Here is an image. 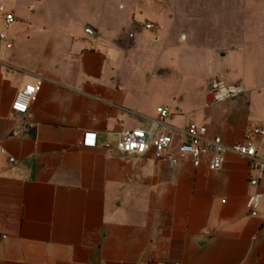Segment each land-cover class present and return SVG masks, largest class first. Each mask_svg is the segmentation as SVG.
I'll return each instance as SVG.
<instances>
[{
	"label": "crops",
	"instance_id": "obj_1",
	"mask_svg": "<svg viewBox=\"0 0 264 264\" xmlns=\"http://www.w3.org/2000/svg\"><path fill=\"white\" fill-rule=\"evenodd\" d=\"M1 35L0 264H264L254 162L228 151L214 172L210 157L116 150L160 108L173 152L190 124L226 147L264 129V0H0ZM213 77L245 93L208 103ZM254 143L264 161V136Z\"/></svg>",
	"mask_w": 264,
	"mask_h": 264
},
{
	"label": "built area",
	"instance_id": "obj_2",
	"mask_svg": "<svg viewBox=\"0 0 264 264\" xmlns=\"http://www.w3.org/2000/svg\"><path fill=\"white\" fill-rule=\"evenodd\" d=\"M15 22L13 15H7L5 26L9 27ZM147 29H152V24L146 25ZM4 38L3 35L0 36ZM42 81H37L34 85H29L21 89L12 104L11 110L20 115H26L35 97L39 93ZM209 94L214 102H224L235 99L245 93L243 87L237 83L230 84L224 79L213 77L210 79ZM159 119L151 122L149 130L132 129L120 135L117 144V152L125 155L144 156L151 149L159 159L169 161L173 166L184 161H190L194 168H199L206 157H210V170L218 172L223 168L224 154L232 152L244 159L254 162L261 175H264V161L257 160V148L254 143L256 137L264 136V129L255 127L249 131L242 142L231 147H226L220 142L207 139L208 129L205 126L190 124L179 133L182 142L176 152H173V134L170 132L157 134V131L165 126V121L169 118V113L165 108L158 109ZM83 146L86 148H96L97 135L86 133L83 137ZM14 163V159H10ZM263 194L256 193L249 196L247 201V211L250 216L257 217L262 204Z\"/></svg>",
	"mask_w": 264,
	"mask_h": 264
},
{
	"label": "water",
	"instance_id": "obj_3",
	"mask_svg": "<svg viewBox=\"0 0 264 264\" xmlns=\"http://www.w3.org/2000/svg\"><path fill=\"white\" fill-rule=\"evenodd\" d=\"M207 102H208V103H213V102H214V101H213V97H212L211 95L209 96Z\"/></svg>",
	"mask_w": 264,
	"mask_h": 264
},
{
	"label": "rangeland",
	"instance_id": "obj_4",
	"mask_svg": "<svg viewBox=\"0 0 264 264\" xmlns=\"http://www.w3.org/2000/svg\"><path fill=\"white\" fill-rule=\"evenodd\" d=\"M258 1H260V2H261L262 0H258ZM141 24H143V22H141Z\"/></svg>",
	"mask_w": 264,
	"mask_h": 264
}]
</instances>
